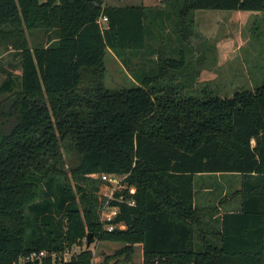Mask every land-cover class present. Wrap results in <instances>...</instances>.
Listing matches in <instances>:
<instances>
[{
	"label": "trees",
	"instance_id": "obj_1",
	"mask_svg": "<svg viewBox=\"0 0 264 264\" xmlns=\"http://www.w3.org/2000/svg\"><path fill=\"white\" fill-rule=\"evenodd\" d=\"M163 2L184 40L197 9L264 11V0ZM149 22L144 4L0 0V35L57 33L50 45L23 48L19 89L0 120V264H93L90 247L63 258L89 233L124 244L121 254L142 244L143 264H264V80L228 97L208 85L179 90L169 75L181 61L156 48L138 84L107 88L106 54L127 60L145 49ZM103 173L126 174L115 191L124 201H112L125 228L100 221ZM203 173L240 174L242 203L221 216L220 243L205 237L199 246L194 182ZM41 250L61 258L20 262Z\"/></svg>",
	"mask_w": 264,
	"mask_h": 264
},
{
	"label": "rangeland",
	"instance_id": "obj_2",
	"mask_svg": "<svg viewBox=\"0 0 264 264\" xmlns=\"http://www.w3.org/2000/svg\"><path fill=\"white\" fill-rule=\"evenodd\" d=\"M163 14V19L159 18L155 23L149 22L150 28L155 27L156 35L152 34L148 38L152 44L148 42L145 49L131 51L132 54L126 55L127 60L124 55L118 56L115 52L106 54L104 84L107 88L121 89L138 84L141 78L138 72L155 67L156 48H165L169 55L181 61V68L171 71L169 75L170 82L179 90L197 91L208 85L214 93L228 97L238 89H253L264 80V11L197 9L194 11L192 34L186 40L179 37L180 34L172 27L169 11L164 9ZM56 36L55 30L41 28L26 29L22 35H0V88L8 81H12L13 84L11 90L0 89V120H4L5 114L2 112L7 110V99L19 89L23 48L44 45L46 41L52 44ZM156 82L161 84V81ZM118 176L123 181L117 190L122 192L127 186L124 182L126 174L119 173ZM194 185L197 205L207 203L209 210L219 207L218 210H214L211 225L207 227L209 231L215 233L219 226L220 212L240 207L241 175L198 174L195 175ZM113 189V186L109 187L103 182L98 191L99 216L107 200L106 193ZM229 198L232 201L227 204ZM200 228L204 229L202 225L196 226L194 232L197 242ZM100 241L99 238H95L89 246L94 254L93 264H143L142 244H136L132 254L126 252L121 254L117 252L124 244ZM83 242V246H74L71 250H66L70 253L65 254L66 258L85 248L87 239ZM59 254L61 256V253Z\"/></svg>",
	"mask_w": 264,
	"mask_h": 264
},
{
	"label": "built area",
	"instance_id": "obj_3",
	"mask_svg": "<svg viewBox=\"0 0 264 264\" xmlns=\"http://www.w3.org/2000/svg\"><path fill=\"white\" fill-rule=\"evenodd\" d=\"M107 20H108V18L106 16H101L99 19L101 24H105L107 22ZM99 176H100L101 180L104 183H106V185L108 184L109 187H111V186L114 187V189L111 192L106 193L107 200L102 206V211L100 214V221H101L102 225L104 226V229L107 231H112L116 228H125L123 223L115 221L117 216L119 215L120 206L118 204H112L113 200H117L118 202L124 201L123 197L117 198L115 196V191L118 189L120 184H122L123 179L119 178L118 173H103V174H100ZM135 191H136L135 186L129 187V193L131 195H133L135 193ZM127 202L130 205H135V199L132 196L128 199ZM66 253H64V255H63L64 259H67L65 256ZM68 254L70 255L69 252H68ZM48 255H51V257L54 260H56L57 258H59V259L61 258L60 255L55 253V252L48 253L45 250H41V251H32L28 255L21 257L20 262H22L24 260H40L43 257H46ZM18 263L19 262H15L13 264H18Z\"/></svg>",
	"mask_w": 264,
	"mask_h": 264
},
{
	"label": "crops",
	"instance_id": "obj_4",
	"mask_svg": "<svg viewBox=\"0 0 264 264\" xmlns=\"http://www.w3.org/2000/svg\"><path fill=\"white\" fill-rule=\"evenodd\" d=\"M109 1L111 3L108 2V0H104V5H115V6L142 5V4L146 5L148 13H149V21L151 23H155L156 21L159 20V18L163 19L164 18L163 10L168 9L166 4L163 2V0H143L142 2L136 1V0H109ZM112 2L125 3V5H117V4H113ZM138 2H140V3H138ZM154 29H155V27L150 28L151 35L152 34L156 35V33H155L156 29L155 30ZM56 40H57V37H55L53 41L55 42ZM155 41L157 42L156 37H155ZM147 42H149V40H147ZM149 43L152 44L151 42H149ZM50 44H51V42L49 43L46 41V44H44V46H47ZM109 52L114 53L112 50H109ZM227 201H226L227 204H230L232 200L229 198V200H227ZM195 203H196V200H195ZM241 203H242V199H241L239 208L220 212V214H219L220 216H218L219 217V226H218V230L215 233H213L211 230L209 231L207 229V227L211 225V219L213 218L212 214L214 213V210H218L219 207L217 206V207L213 208V210H209V208L207 207V203H204L201 206L197 205V203H196V205L201 210L200 224L204 227V232H200L199 235L197 236V239H198V242L196 240L197 244L201 245L202 238H205V237L208 240H213L219 244L220 243L219 232H220V227H221V223H220L221 216L223 215L224 212L238 211L241 208ZM100 242L101 243H114L111 241H103V240H101ZM115 243H117V242H115ZM90 249L92 250V248H90Z\"/></svg>",
	"mask_w": 264,
	"mask_h": 264
},
{
	"label": "water",
	"instance_id": "obj_5",
	"mask_svg": "<svg viewBox=\"0 0 264 264\" xmlns=\"http://www.w3.org/2000/svg\"><path fill=\"white\" fill-rule=\"evenodd\" d=\"M92 236H93L92 233H89V234H88L86 247H89L90 244L93 242Z\"/></svg>",
	"mask_w": 264,
	"mask_h": 264
}]
</instances>
